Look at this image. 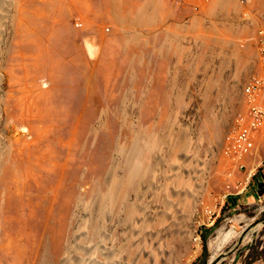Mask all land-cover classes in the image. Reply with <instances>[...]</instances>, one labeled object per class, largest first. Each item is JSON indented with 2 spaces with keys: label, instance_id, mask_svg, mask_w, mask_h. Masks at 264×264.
Returning <instances> with one entry per match:
<instances>
[{
  "label": "rangeland",
  "instance_id": "rangeland-1",
  "mask_svg": "<svg viewBox=\"0 0 264 264\" xmlns=\"http://www.w3.org/2000/svg\"><path fill=\"white\" fill-rule=\"evenodd\" d=\"M27 1L36 15L31 58L12 59L11 27L0 57V133L5 154L16 155L7 168L31 169L4 200L5 238L20 250L6 264L87 257L103 226L117 233L111 261L127 228L133 249L143 231L147 251L132 250L130 264H200L206 249L204 264L264 257V198L225 197L227 185L234 191L264 168V134L242 169L223 152L232 117L248 110L245 86L264 72V0ZM59 181L72 207L62 241V208L51 210Z\"/></svg>",
  "mask_w": 264,
  "mask_h": 264
},
{
  "label": "bare ground",
  "instance_id": "bare-ground-1",
  "mask_svg": "<svg viewBox=\"0 0 264 264\" xmlns=\"http://www.w3.org/2000/svg\"><path fill=\"white\" fill-rule=\"evenodd\" d=\"M37 15L40 22L46 21L48 15V6L47 5L42 6L37 11ZM35 16L36 15L32 9V5L27 0H0V57L4 50V35L6 34L7 31H9V28L11 27L13 30V35L10 44L13 45V51L15 52V55L12 59L15 61V63H18L19 66L22 63V58L30 60L31 51L33 48L32 39L35 34V29H34V25L36 21ZM43 37L44 36L39 35L40 39H42ZM2 81H3V77L0 73V86ZM1 114H2V108L0 103V122H1ZM2 141L3 139L0 133V261L3 264H6L7 261L11 258L12 253L16 251L18 254L20 250L16 245L15 237L13 235H10L8 237V241H6L5 238L7 237V231L10 228H12V226L10 224L11 215L9 210L4 205V200L5 199L9 200L10 195L13 193L12 189L14 188L13 186L15 183L14 178L17 175L19 177H23V176L27 177L28 175L31 174V169L24 167L21 169H13V167L11 166L7 168L8 167L7 162L12 160L13 157H16V155L14 154L15 152L14 148L10 149V151H8V153L5 154V147L3 143L4 141L3 142ZM54 167L59 169L62 168L63 166L55 164ZM61 185L62 183L61 181H59L57 185L53 187V189H51L53 192V198L56 200V203L51 206V210L53 211L54 206L56 205L55 208L61 207L63 211L61 219L57 217L58 223H60L59 227H61L58 233V235L61 236L60 241H62V239L68 235L70 222H71L69 220V216L72 208L71 206L62 203L63 195L60 193V190L62 188ZM106 196L112 197L110 195H106ZM49 202H51L52 204V199ZM101 204L102 203L98 201V205ZM127 229L123 231L122 233L123 236L120 245L116 249L120 253L119 255L120 257L118 260L111 261L112 255H114L113 253H115V251L113 247L109 246L110 241L116 240L117 233L112 230L107 231L103 226L94 235V236H99V243L98 244L96 243L97 245L84 248L85 251L88 252L87 257L85 256L81 259L75 257L76 260L71 258L67 259L65 257L60 263L61 264H130L128 257L132 250L136 251V256L138 258L145 257L144 255L147 254V251L143 245L144 244L143 231L140 230L138 232H134L135 234L134 236L136 237L137 242L135 243L134 245L135 248L133 249V244H131L127 239V233H128ZM231 234L232 233H229V235ZM77 237L78 236H76L75 239ZM92 253H97L98 255L93 256ZM165 253L169 255V258L174 259L173 252L162 249L159 250V254L164 255Z\"/></svg>",
  "mask_w": 264,
  "mask_h": 264
},
{
  "label": "built area",
  "instance_id": "built-area-1",
  "mask_svg": "<svg viewBox=\"0 0 264 264\" xmlns=\"http://www.w3.org/2000/svg\"><path fill=\"white\" fill-rule=\"evenodd\" d=\"M260 43L259 54L261 56V62L264 67V30H260ZM244 93L249 99V107L245 113H238L231 119L230 129L226 136L223 152L227 158L238 168H244L243 158L252 154L255 149V136L262 132L264 134V103L257 102V99L264 95V72L262 76H256L251 78L248 84L244 88ZM255 169L250 172L248 177L237 181L236 186L232 189V186L227 185V193L225 197L234 195L240 196L248 191L250 188L251 180L255 176ZM232 176V172L228 174ZM208 214V223L212 224L214 212L212 210H206L204 212ZM205 224V223H203ZM194 241L197 244L202 242L201 235L194 237Z\"/></svg>",
  "mask_w": 264,
  "mask_h": 264
},
{
  "label": "crops",
  "instance_id": "crops-1",
  "mask_svg": "<svg viewBox=\"0 0 264 264\" xmlns=\"http://www.w3.org/2000/svg\"><path fill=\"white\" fill-rule=\"evenodd\" d=\"M262 101L264 103V95L261 96ZM261 133V132H260ZM249 159V160H248ZM246 160L247 162V166L250 168H256L257 166H259L260 164H254L255 160L248 158ZM264 172V168L262 169ZM243 178V176H241ZM245 177V176H244ZM240 178V179H242ZM255 181V180H254ZM255 184V182H254ZM242 204L244 205H250V204H254L259 200V197L257 196V188H256V184L252 186V189L248 190L245 195L240 197L239 200ZM243 264H264V257H256L248 262H244Z\"/></svg>",
  "mask_w": 264,
  "mask_h": 264
},
{
  "label": "trees",
  "instance_id": "trees-1",
  "mask_svg": "<svg viewBox=\"0 0 264 264\" xmlns=\"http://www.w3.org/2000/svg\"><path fill=\"white\" fill-rule=\"evenodd\" d=\"M253 180H255L257 196L259 198H264V172L262 169L258 171V174L254 176Z\"/></svg>",
  "mask_w": 264,
  "mask_h": 264
},
{
  "label": "water",
  "instance_id": "water-1",
  "mask_svg": "<svg viewBox=\"0 0 264 264\" xmlns=\"http://www.w3.org/2000/svg\"><path fill=\"white\" fill-rule=\"evenodd\" d=\"M207 254H208V252H207V249H206L205 250L204 258H203V260H201V263L200 264H204L206 262Z\"/></svg>",
  "mask_w": 264,
  "mask_h": 264
}]
</instances>
